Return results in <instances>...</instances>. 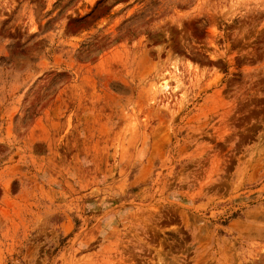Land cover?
Instances as JSON below:
<instances>
[{"label":"rangeland","instance_id":"obj_1","mask_svg":"<svg viewBox=\"0 0 264 264\" xmlns=\"http://www.w3.org/2000/svg\"><path fill=\"white\" fill-rule=\"evenodd\" d=\"M0 264H264V0H0Z\"/></svg>","mask_w":264,"mask_h":264}]
</instances>
